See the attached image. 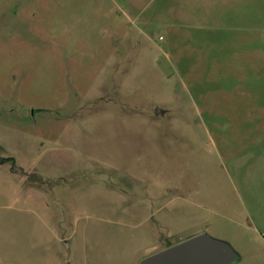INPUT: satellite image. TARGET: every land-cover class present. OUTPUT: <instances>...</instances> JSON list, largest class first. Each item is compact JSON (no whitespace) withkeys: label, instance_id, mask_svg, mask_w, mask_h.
<instances>
[{"label":"rangeland","instance_id":"374dc122","mask_svg":"<svg viewBox=\"0 0 264 264\" xmlns=\"http://www.w3.org/2000/svg\"><path fill=\"white\" fill-rule=\"evenodd\" d=\"M202 234L264 264V0H0V264Z\"/></svg>","mask_w":264,"mask_h":264},{"label":"water","instance_id":"95a60500","mask_svg":"<svg viewBox=\"0 0 264 264\" xmlns=\"http://www.w3.org/2000/svg\"><path fill=\"white\" fill-rule=\"evenodd\" d=\"M237 260L228 243L202 234L155 253L140 264H233Z\"/></svg>","mask_w":264,"mask_h":264}]
</instances>
